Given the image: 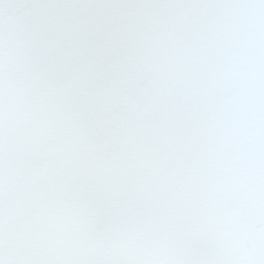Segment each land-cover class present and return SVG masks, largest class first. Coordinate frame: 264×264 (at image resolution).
<instances>
[{"label":"snow or ice","instance_id":"1","mask_svg":"<svg viewBox=\"0 0 264 264\" xmlns=\"http://www.w3.org/2000/svg\"><path fill=\"white\" fill-rule=\"evenodd\" d=\"M0 264H264V0H0Z\"/></svg>","mask_w":264,"mask_h":264}]
</instances>
